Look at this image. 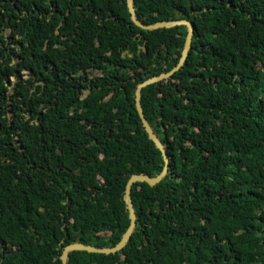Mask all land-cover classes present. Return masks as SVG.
I'll return each mask as SVG.
<instances>
[{
	"label": "trees",
	"instance_id": "1",
	"mask_svg": "<svg viewBox=\"0 0 264 264\" xmlns=\"http://www.w3.org/2000/svg\"><path fill=\"white\" fill-rule=\"evenodd\" d=\"M134 5L144 24L194 25L181 68L142 89L168 171L132 184L122 250L68 264H264V0ZM187 32L141 28L127 0H0V264L121 240L128 180L165 165L136 89L178 64Z\"/></svg>",
	"mask_w": 264,
	"mask_h": 264
},
{
	"label": "water",
	"instance_id": "2",
	"mask_svg": "<svg viewBox=\"0 0 264 264\" xmlns=\"http://www.w3.org/2000/svg\"><path fill=\"white\" fill-rule=\"evenodd\" d=\"M127 4H128L129 11L131 13L132 20L138 26H140L143 29L154 30V29H158V28H162V27L171 28V27L178 26V25H186L188 28L184 48H183L182 55H181V58H180L178 64L173 69H171L169 71L161 72L160 74L152 76V77L144 80L143 82L139 83L137 86V89H136V93H135L136 107H137L138 113L142 119L143 126H144L145 130L147 131L149 137L155 142L157 147L162 151L163 156H164V160H165V165H164L163 170L159 174H157L156 176H150L147 174H133L130 177V179L128 180L127 185H126L124 199L126 201V205H127L128 210H129L130 224H129L127 230L125 231V233L123 234L121 240L116 245H114L112 247H98L95 245L85 244V243H81V242L70 243L64 247L62 254L60 256L62 264H68L69 253L71 251H74V250H85L88 252L106 253V254L116 253L117 251L122 250L126 246L128 241L130 240L131 235H132V233L136 227L137 216H136L135 208H134L132 198H131L132 184L134 182H137V181H145L148 184H150L151 186H154L157 183H159L166 176L167 171H168L169 157L166 153L165 147L162 144L159 137L157 136V134L155 133V131L153 130V128L151 127L149 121L146 119L144 111H143V107L141 104L142 89L149 84H152V83L162 81L164 79L169 78L177 70H179L181 68V66L184 64V62L187 59L189 52L192 48L193 34L195 31L194 25L190 20H187V19L162 20V21L151 23V24H144L137 17L135 5H134V0H127Z\"/></svg>",
	"mask_w": 264,
	"mask_h": 264
},
{
	"label": "rangeland",
	"instance_id": "3",
	"mask_svg": "<svg viewBox=\"0 0 264 264\" xmlns=\"http://www.w3.org/2000/svg\"><path fill=\"white\" fill-rule=\"evenodd\" d=\"M15 78L13 77L12 80H14Z\"/></svg>",
	"mask_w": 264,
	"mask_h": 264
}]
</instances>
